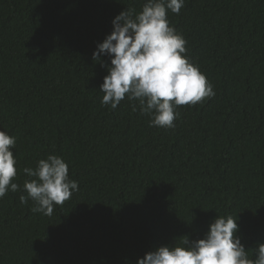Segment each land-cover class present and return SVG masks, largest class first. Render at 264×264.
<instances>
[{"label":"trees","instance_id":"obj_1","mask_svg":"<svg viewBox=\"0 0 264 264\" xmlns=\"http://www.w3.org/2000/svg\"><path fill=\"white\" fill-rule=\"evenodd\" d=\"M147 0H0V130L17 175L0 198V264H137L231 215L250 259L264 243V0H185L170 26L215 96L150 126L127 96L101 103L93 59L113 19ZM101 60L111 66V57ZM136 105L134 110L133 105ZM61 156L79 190L33 212L24 168Z\"/></svg>","mask_w":264,"mask_h":264},{"label":"clouds","instance_id":"obj_2","mask_svg":"<svg viewBox=\"0 0 264 264\" xmlns=\"http://www.w3.org/2000/svg\"><path fill=\"white\" fill-rule=\"evenodd\" d=\"M185 0H147L139 13L128 8L112 21L113 31L99 43L93 59L107 67L101 103L115 109L122 100L138 101L141 113L149 116L150 126L171 129L179 117L178 106L202 102L215 96L214 86L199 66L186 55V40L170 26L168 11L179 14ZM111 57V66L101 56ZM135 110L136 105H133ZM16 138L0 130V198L9 190L17 192L13 181L17 160L10 150ZM31 181L24 182L28 198L35 202L32 211L51 216L54 205H62L79 190L78 182L69 178V166L59 155L38 161L37 167L24 168ZM237 221L219 216L203 239L182 241L183 246H160L140 258L137 264H264V243L250 259L235 233Z\"/></svg>","mask_w":264,"mask_h":264}]
</instances>
